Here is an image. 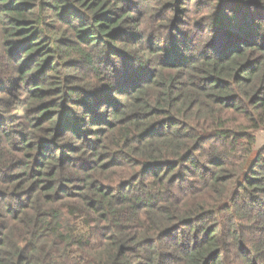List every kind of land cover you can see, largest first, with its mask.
Instances as JSON below:
<instances>
[{"label":"trees","instance_id":"16d2710c","mask_svg":"<svg viewBox=\"0 0 264 264\" xmlns=\"http://www.w3.org/2000/svg\"><path fill=\"white\" fill-rule=\"evenodd\" d=\"M262 132L264 0H0V264H264Z\"/></svg>","mask_w":264,"mask_h":264},{"label":"rangeland","instance_id":"374dc122","mask_svg":"<svg viewBox=\"0 0 264 264\" xmlns=\"http://www.w3.org/2000/svg\"><path fill=\"white\" fill-rule=\"evenodd\" d=\"M257 145H258V147H262L264 145V132H262L261 134H259Z\"/></svg>","mask_w":264,"mask_h":264}]
</instances>
